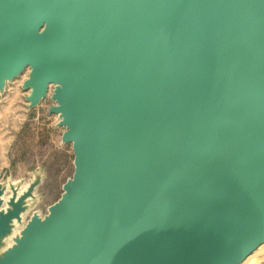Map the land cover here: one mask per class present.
<instances>
[{
    "label": "water",
    "instance_id": "1",
    "mask_svg": "<svg viewBox=\"0 0 264 264\" xmlns=\"http://www.w3.org/2000/svg\"><path fill=\"white\" fill-rule=\"evenodd\" d=\"M25 67L74 170L0 264H239L264 243V0H0V92ZM34 186L4 211L0 182V242Z\"/></svg>",
    "mask_w": 264,
    "mask_h": 264
},
{
    "label": "rangeland",
    "instance_id": "2",
    "mask_svg": "<svg viewBox=\"0 0 264 264\" xmlns=\"http://www.w3.org/2000/svg\"><path fill=\"white\" fill-rule=\"evenodd\" d=\"M27 76L25 69L0 92V182L19 187L17 195L35 183L33 197L26 201V220L32 212L41 216L47 212L74 170L72 145L61 141L65 128L57 125L58 115L49 112L54 104L50 98L53 86L48 96L29 108L26 100L29 90L22 87ZM10 195L11 191L5 192L3 207ZM242 263L264 264V243Z\"/></svg>",
    "mask_w": 264,
    "mask_h": 264
},
{
    "label": "bare ground",
    "instance_id": "3",
    "mask_svg": "<svg viewBox=\"0 0 264 264\" xmlns=\"http://www.w3.org/2000/svg\"><path fill=\"white\" fill-rule=\"evenodd\" d=\"M25 69H28V74H29L30 68H29V67H25V68L22 70V72H23ZM22 72H21V73H22ZM21 73H20V74H21ZM20 74H19V75H20ZM19 75H18V76H19ZM18 76L14 77L13 79L17 78ZM27 78H28V76H27ZM27 78H26V79H27ZM13 79H12V80H13ZM26 79H25V80H26ZM12 80H10V81H12ZM25 80H24V81H25ZM10 81H7V82H10ZM24 81H23V82H24ZM7 82H6V83H7ZM50 86H53V85H52V84L49 85L46 96H48V94H49V88H50ZM26 90H29V93H30V88H28V89H26ZM52 90H53V87H52ZM52 90H51V92H50V98H51ZM28 95H29V94H28ZM46 96H45V97H46ZM45 97H44V98H45ZM44 98H42V99H44ZM27 103L29 104L28 101H27ZM54 104H55V101H54ZM54 104H53V105H54ZM57 115H58V114H57ZM58 120H59V117H58ZM18 188H19V187L12 186V185H8V186H5V187H4V189H3V193H2V195H1V199H2V201H3V204H4L3 196H4L5 192H6V191H11V195L8 197V200L5 202V203H6V207H3V204L1 205V209H2V210L6 211L7 209L11 208V205H10V203H9L10 199H12V198L17 199V198H18V197H19V196L25 191V190H24L20 195H17V189H18ZM26 212H27L26 210H25L24 212H21V213H20V218H19V219H13V220H12V222H11V230H10V232L7 233L5 236H3V237L1 238V242H0V252L4 251L7 247H10V246L14 243V239H15L16 235H17V234L19 235L21 229L23 228V226H24L25 223H26V221H24V224L21 225V221L24 220V216H25ZM32 214H37V215H39L38 212H32L31 215H32ZM31 215H30V216H31ZM39 216L42 217L43 215H42V216L39 215ZM19 220H20V221H19ZM18 227H20V228L18 229ZM262 244H263V243H262ZM260 245H261V244H260ZM260 245H259V246H260ZM259 246H258V247H259ZM258 247H257V248H258ZM257 248H256V249H257ZM256 249H255V250H256ZM251 253H252V252H251ZM251 253H250V254H251ZM250 254H249V255H250ZM249 255H248V256H249ZM251 259H252V258H251ZM251 259H250V260H251ZM244 260H245V259H244ZM246 260H247V259H246ZM250 260H249V261H250ZM241 262H242V261H241ZM241 262H240V263H241ZM254 262H255V260H254ZM254 262H253V263H254ZM240 263H239V264H240ZM245 263H246V261H245ZM245 263H244V264H245ZM242 264H243V263H242Z\"/></svg>",
    "mask_w": 264,
    "mask_h": 264
}]
</instances>
